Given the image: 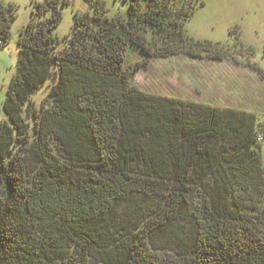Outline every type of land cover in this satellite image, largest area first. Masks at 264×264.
Returning <instances> with one entry per match:
<instances>
[{"label": "trees", "instance_id": "obj_1", "mask_svg": "<svg viewBox=\"0 0 264 264\" xmlns=\"http://www.w3.org/2000/svg\"><path fill=\"white\" fill-rule=\"evenodd\" d=\"M91 1L64 47L66 0L34 1L21 33L0 116V264H264L257 116L133 83L154 58H225L185 29L203 0H130L114 16ZM16 18L0 1V39Z\"/></svg>", "mask_w": 264, "mask_h": 264}, {"label": "rangeland", "instance_id": "obj_2", "mask_svg": "<svg viewBox=\"0 0 264 264\" xmlns=\"http://www.w3.org/2000/svg\"><path fill=\"white\" fill-rule=\"evenodd\" d=\"M17 6V18L12 23L11 40L0 39V116L4 115L7 89L15 73L21 33L31 21L35 2L46 0H0ZM35 1V2H34ZM63 20L53 36L64 47L75 26L76 13L94 14L91 0H66ZM109 16L127 14L130 0H102ZM194 18L185 29L198 41L211 42L223 49L225 58L216 61L202 55L193 59L180 54L169 58H154L135 73L133 83L141 91L224 109H237L257 116L264 130V0H203ZM144 55L131 51L128 66L135 68ZM52 82L34 97L39 107L47 97ZM264 158V137L261 136ZM264 231V198L255 213Z\"/></svg>", "mask_w": 264, "mask_h": 264}, {"label": "built area", "instance_id": "obj_3", "mask_svg": "<svg viewBox=\"0 0 264 264\" xmlns=\"http://www.w3.org/2000/svg\"><path fill=\"white\" fill-rule=\"evenodd\" d=\"M0 47H1V43H0Z\"/></svg>", "mask_w": 264, "mask_h": 264}]
</instances>
